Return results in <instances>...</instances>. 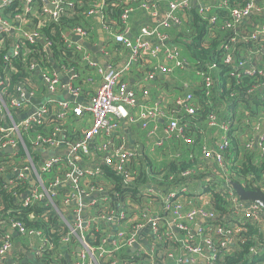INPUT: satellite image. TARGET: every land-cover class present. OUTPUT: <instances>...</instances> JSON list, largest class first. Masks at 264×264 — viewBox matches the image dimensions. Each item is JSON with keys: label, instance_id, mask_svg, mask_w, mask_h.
<instances>
[{"label": "trees", "instance_id": "trees-1", "mask_svg": "<svg viewBox=\"0 0 264 264\" xmlns=\"http://www.w3.org/2000/svg\"><path fill=\"white\" fill-rule=\"evenodd\" d=\"M68 1H72L71 6L65 4ZM143 1L150 5L154 4L153 0H104L102 22L106 21L113 31L117 29L123 32L125 25L121 21L122 13L127 7H136ZM155 1L158 3L157 0ZM223 1H226V4H221ZM98 2L100 0H62L57 8V20L50 21L42 29V32L53 40L51 55L60 67H71L75 70L77 76L74 82L78 80V86L83 83L81 76L84 72L97 67L84 61L81 51L68 47L64 43V34L72 28L82 27L87 30L88 37L91 36V27L88 25L91 18L88 11L96 7ZM246 2L247 0H200L198 3L205 4L204 8L198 4L194 6L190 2L187 7L176 11L177 17L181 20L180 24L163 27L162 30L169 36L167 46L174 45L179 51H183V53L180 52V59L187 61L189 66L175 67L170 62L168 65L173 68L170 73L157 71L156 77L150 80L154 97L151 103L164 99V103L161 104L165 113L163 117L165 122L161 123L158 119V125L165 127L168 116L176 117L188 141L184 138L172 137L166 139L161 146H157L156 140L147 135L148 129L140 127L141 134L138 137L142 139L139 142L134 137L135 141L132 144V149L137 150L138 155L134 156L122 170L118 169V161L110 165L101 162L99 173L83 174L80 177L82 186L88 182V188H103L106 194L96 199L95 206L82 211V214L87 215L91 222L87 227L78 228L76 234L71 232L65 220L73 222L72 211L80 205L76 202L72 204L62 202L66 193L71 191V187L60 185L54 190L57 195V207L45 201L25 205L22 201L15 199V193L19 192L21 195L28 190L30 187L28 179H14L9 189L4 186V175L1 173L19 165L20 162H25V158L21 153L10 158L5 155L0 156V245L7 235H11L10 239L15 246L11 255L13 258L11 264H24L23 253L36 247L41 248V255L36 256L35 264H72L67 256H70L72 260L76 259L75 248L82 244V239L95 248V251L102 248L113 249L112 244H108L111 234L109 232L112 229L109 225L104 227L99 220L103 213L122 210L125 215L124 221L128 222L132 216H138V213L144 209L146 212L150 203H163L164 206L163 197L170 193L187 194L179 188L180 184L182 187L200 183L204 192L211 194L209 209L218 215L219 222L233 221L231 201L224 184L219 182L226 179L246 189L264 186V155L259 147L246 148L243 141L245 137H241L244 131L251 129L252 124L259 122L264 116V67L262 66L264 57L261 53V49L264 48V34L248 41H232L233 37L240 35L241 32L236 34L234 27L223 26L224 22L232 20L231 10ZM35 3L42 6L43 2L36 0ZM263 3L264 0L257 1V5ZM16 7V3L8 6L4 15H11L10 18H12ZM208 7H210L209 10H207ZM211 16L216 17V22H211ZM28 17L32 21L37 20L35 15ZM250 18V21L242 24V29H246L247 32L257 30L259 25L264 24V12L252 13ZM1 38L3 37L0 36V41H2ZM6 39L0 43V58L12 44L19 40V36L14 34ZM154 41L159 43L157 40ZM116 44L117 50L122 51L123 54L127 53L128 60V49L120 42ZM25 45L32 49L31 55H35L38 60L53 70L49 56L42 50H36L38 47L41 48L39 43L32 45L25 41ZM228 57H232L233 60L227 61ZM241 60H246L247 65L256 62L263 68V73L246 74L243 68L239 67ZM157 63L155 58H140L129 66L130 70L134 71H139L137 69L141 68L139 74L144 76L146 72L154 70ZM113 66L117 67L118 64ZM35 77L36 75L27 66L16 62V71L3 87L5 98L8 99V95L16 96L18 87L25 86L28 78ZM207 77L211 78L210 85H207ZM138 83L137 81L134 87L137 96L143 98L144 90L138 86ZM38 84L39 91L46 93L45 87L39 80ZM83 86L85 87L86 83H83ZM147 90L150 98V89ZM87 91L89 92L90 89ZM187 95H191L192 98L180 103L179 98L184 100ZM142 100L140 102L138 100V103L131 108L133 115L137 116V109L144 103ZM189 108H193L194 111L190 112ZM55 109L56 104H53L51 111L54 112ZM11 110L14 111L12 108ZM2 112L0 106V115ZM211 115L215 116L214 126L209 124ZM84 116L85 114L76 116L69 113L66 119L60 120L53 115L52 119H54L48 124L31 126L22 130L23 142L30 149L33 146L32 142L39 135L49 137L56 127L64 128L67 138L80 139L86 130H83L80 124ZM223 124L228 126L227 130L221 128ZM134 132L136 134V131ZM134 132L130 134L134 136ZM119 134L120 131L117 135ZM159 136H165L163 127L159 129ZM223 136L226 139L225 143ZM254 136L255 133L248 135V141ZM122 141V139H115L117 146L122 144ZM149 142L157 147L155 151L147 145ZM204 147L220 154L223 160L222 166L210 163L211 161L203 152ZM93 156L99 159L95 152L84 157L87 161L93 159ZM39 158H41L40 154L35 158V162H38ZM68 169L69 163L62 156L53 168L42 172L46 187ZM186 172L190 174L184 175ZM85 179L86 183L83 184ZM147 185L153 186L162 194L145 190ZM189 194L195 199V196H198ZM197 201L195 203L201 204V200ZM14 220L21 221L27 229L40 231L41 237L13 233L11 223ZM244 220V231L235 236L233 251H231L232 247L230 252L221 247L213 264H264V232L260 231L254 222L249 219ZM215 223L216 221L212 220L204 224L205 234L208 233L207 229ZM124 227L121 226L120 229L125 230ZM166 230L167 227L160 229L159 236L153 241L156 249L162 252L178 250L181 242L175 241L172 237L170 239ZM64 238L67 240L64 241ZM218 240V237L214 235V241L220 248ZM18 242L24 248L22 251L16 247ZM253 248L257 250L256 254L253 253ZM106 256L110 262L117 261L120 264H141L143 261L142 257L128 252L125 247L112 250ZM157 259L162 263L169 262L165 254L157 255ZM0 264L6 263L1 260Z\"/></svg>", "mask_w": 264, "mask_h": 264}, {"label": "built area", "instance_id": "built-area-1", "mask_svg": "<svg viewBox=\"0 0 264 264\" xmlns=\"http://www.w3.org/2000/svg\"><path fill=\"white\" fill-rule=\"evenodd\" d=\"M36 0H0V36L3 37L2 43L5 38L9 39L10 35L17 34L19 40L12 44L6 51L2 58H0V106L3 111L0 115V156L5 157L16 156L19 153L25 158V162H20L19 165L13 166L8 171H1L4 175V186L11 189L13 180H26L28 179L30 187L28 190L20 195L19 192L15 193L16 200L22 201L25 205L36 204L41 201L50 203L52 206L57 207V195L54 190L60 185H69L71 191L66 193L63 198V203L72 204L78 203L80 207L75 208L72 211L73 222L65 220L70 227L71 232L76 234L78 228L87 227L91 220L87 215H83L82 211L88 207L95 206L97 204V198L101 194H106L103 188L87 187L81 185L80 177L87 174H94L100 172L101 162L108 165L118 161V169L122 170L130 160L138 155L137 150L132 149L125 144L116 145L115 139H124L123 134L117 135L120 131L122 121H126L129 125L139 121L142 128L148 129L147 135L156 140V145L161 146L166 139L177 137L188 139L183 134V127L179 125V120L176 117L168 116V121L164 127V137L159 136L158 119H164L165 113L162 109L164 99L161 98L154 103H149L147 99L148 88L147 84L151 79L156 77L157 71L164 73H170L173 68L166 62H158L155 69L146 72L140 87L144 90V103L140 106L137 112V116L130 113L129 109L134 107L138 103V96L134 85L124 78V75L130 69V64H133L140 58H155L159 59L163 56L165 61L172 62L175 67L185 68L189 66V63L183 59H180L179 49L173 46H167L169 44V36L167 33L160 29V26L145 25L141 28V33L136 38L127 36L126 33L130 32V27L127 26V21L133 11L132 7H127L121 15L122 23L127 26L124 32H120L115 35V40L123 44L128 49V63L120 68L113 65H109L105 71L99 68V72L103 75V79L97 91L92 95L90 100L84 103H70L69 101H62L57 99V96L61 91H67L73 98L77 99L84 93V88L74 84V79L77 76L75 70L71 67H60V72L65 77L67 82L59 77L57 71H53L46 66L43 62L38 60L35 55H31L32 49L28 45H25V41H28L32 45H41L36 50H42L50 59L51 49L53 47V40L42 32L50 21L57 20L58 18V6L62 0H50L55 5L53 9L48 8L44 3L38 5ZM104 0H100L96 7L88 11V15L95 16L100 15L103 19L104 14L102 6ZM259 0H247L243 5H239L231 10L232 20L224 22L223 26L228 28L234 27L236 34L241 32L240 35H235L232 41L257 39L260 35L264 34V24L259 25L257 30L247 32L246 29H242V24L246 21H250V15L252 13L264 12V3L257 5ZM190 0H182L180 2H171L170 10L165 20L161 21L160 25L167 27L171 24H180L181 20L177 17L176 11L180 8H185L190 3ZM16 3L17 7L12 18L11 15H4V12L8 6ZM68 6H71L72 1L65 2ZM221 4H226L223 1ZM203 5V4H202ZM142 7L148 8L152 13L156 12V4L149 5L148 3H142ZM150 7V8H149ZM203 8L205 7L202 6ZM210 7L207 8L209 10ZM35 15L36 21H32L28 16ZM211 22H216V17H210ZM36 24V26L34 24ZM104 27L110 33L113 32L112 28L105 21ZM69 34H78L83 38H87L88 32L82 27L72 28ZM6 39V40H7ZM158 40L159 43H156ZM64 43L72 48L82 52V58L90 65L97 67V64L93 62L90 53L82 47L80 44L70 42L69 37L66 35ZM35 50V51H36ZM261 53L264 57V48L261 49ZM232 57H228L227 61H232ZM16 62L22 63L24 66L36 75L35 78H28L25 86L18 87V93L16 96L8 95L4 93L3 87L8 83L9 77L16 71ZM239 67L243 68L244 72L248 75H255L256 73H263V68L258 66L255 62L247 65L246 60L239 62ZM38 80L45 87L46 93H48L47 99L40 102L36 100L37 92L40 89ZM207 85L211 84V78L207 77ZM191 95H187L186 98H179V102L190 100ZM35 100V102H34ZM162 103V104H161ZM53 104H56L54 112L51 111ZM14 109L13 110H11ZM190 112H193V108H189ZM69 113H73L76 116H83L84 114H90L93 116V122L89 128L84 131L82 138L70 139L66 137L65 129L62 127H56L54 132L49 137H43L39 135L33 142L32 147L29 149L23 142L22 130L31 126H39L48 124L51 122L53 115L64 120ZM264 120V116L261 117ZM151 124V127L149 125ZM209 124L215 125V116L211 115ZM253 133H257L256 139L252 138L248 141L246 133H242L241 137L244 138V146L246 148L259 147L264 155V128L259 125V122H254ZM223 130H227V125H222ZM129 137V134H128ZM224 143L226 142L225 137ZM253 140H256L254 142ZM11 149V151H8ZM52 149L62 150L60 154L52 156L50 159L39 158L38 162H35V158L39 154L40 150ZM65 152V153H63ZM91 152H95L96 157L101 155L102 152H107L103 161L102 157L96 159L93 156L90 164L84 168L80 167L79 159H84L86 155H90ZM203 152L205 157L210 160H215L222 166L223 160L220 154L214 153L212 150L204 147ZM8 155V156H6ZM62 156L66 158L69 163V169L66 170L62 176H57L46 187L45 180L43 178V171H47L58 163ZM41 157V155H40ZM98 163L94 165L93 163ZM190 172H186L184 175H189ZM86 183V179L83 184ZM224 188L228 193V198L231 201L233 208V221L226 223L219 222L218 215L206 207L205 204H198L185 208L184 204L178 199L175 193H170L168 196H164V208L168 210L172 215L173 226L179 230L186 232V239L184 241L178 240L184 246L187 251L186 255H178L176 250H169L166 252L158 251L154 242H151L148 247H143L139 244L136 249V254L143 258L141 264H195L196 257L198 255H205L208 263L214 262L217 259L218 253L221 251V247L230 252V248L234 244L235 236L244 231L243 224L244 219H249L254 222L258 229L264 232V216L263 209L255 202H244L239 199L230 181L224 180ZM264 190V186L261 187ZM181 190L183 192L188 191V185H183ZM153 192V191H151ZM95 193L100 196L93 197ZM87 198V201L85 199ZM148 213V212H146ZM149 214V213H148ZM125 215L122 210L111 211L109 213H103L100 216V221L104 225H110L109 223H115L121 227L124 223ZM147 222L153 224L154 231L157 237L159 236V226L156 224V218L145 214ZM195 219H203L208 221H216L213 226H210L205 234L204 225L198 226L193 231L189 227L188 221ZM86 223L85 226L83 224ZM143 226V223L129 224L125 230L118 229L116 233V239L113 243V250H118L122 247L130 248L138 243V232ZM13 233L26 234L32 237H41V232L34 229H27L21 221L14 220L11 223ZM214 235L218 237L220 242V248L214 241ZM197 237H200L197 240ZM11 235H7L6 239L0 245V261L7 257L15 248L11 241ZM64 241L67 238L63 239ZM264 245V244H263ZM82 251L78 252L79 259L74 264H120L117 261L110 262L106 256L112 249H100L95 251L84 239H82ZM98 251V252H97ZM256 254L257 250L252 249ZM97 252V254H96ZM36 255H41V248H35ZM165 254L167 259L171 262L162 263L157 259V255L161 256ZM89 255V256H87ZM89 257V261L86 259ZM15 264V263H14Z\"/></svg>", "mask_w": 264, "mask_h": 264}, {"label": "crops", "instance_id": "crops-1", "mask_svg": "<svg viewBox=\"0 0 264 264\" xmlns=\"http://www.w3.org/2000/svg\"><path fill=\"white\" fill-rule=\"evenodd\" d=\"M130 1V0H128ZM147 1V0H146ZM158 3H156L155 0H153L154 5L156 3V12L155 14L152 13L148 8L142 7V3H146V2H141L138 6L136 7H132L133 11L131 12V15L127 21V26L130 27V32L126 33L127 36L132 37V38H136L137 36H139V34L141 33V28L145 25H150V26H160V29H163V26L160 25L161 21L165 20L169 10H170V3L171 2H180L182 0H157ZM191 3L195 6V5H202L200 3H198L200 0H190ZM104 4V1H102ZM150 5V4H149ZM202 7V6H201ZM150 8V7H149ZM90 16V15H89ZM91 19H89V24L91 27V36H87V38H83L78 34H69V33H65L64 34V40H65V36L67 35L70 39V42L72 43H77L80 44L82 47H84L89 53L90 56L93 60V62H95L97 64V68L95 69H90L88 71L84 72V75L81 76V79H83V83H86V86H83V83H81L80 85L84 88H87L86 90L84 89V93L77 99L73 98L67 91H61L59 93V95L57 96V99L62 100V101H69L70 103H84L87 100H90V98L92 97V95L97 91V88L99 87V85L102 82L103 79V75L99 72V68L103 69L105 71V69H107V67L109 65H114V64H118L117 68L123 67L128 63L126 54L119 50L116 49V40H115V35H117L118 33H120V31H118L117 29L115 31H113L112 33L108 32L106 30V28L104 27V22H102L101 16L100 15H95V16H90ZM110 26V25H109ZM125 26V27H127ZM165 29V28H164ZM163 31V30H162ZM124 32V31H123ZM155 40V39H154ZM158 41V40H157ZM120 52V53H119ZM183 51H179V53ZM182 55V54H181ZM50 61L52 62V66H53V71H57L59 74L62 75V73L60 72V66L59 63L56 62V60L54 59L53 56H50ZM158 62L162 63V62H166L167 64H169L170 62L165 61L163 56H161L158 60ZM256 63V62H255ZM257 64V63H256ZM262 66L264 67V64H262ZM137 70L141 71V68H138ZM134 70H130L127 71L124 75V78L126 80H128L132 85H134L137 81L138 86H140L141 81L143 80L144 76L142 74H139V71H134ZM64 77V76H63ZM65 78V77H64ZM78 80H76L74 82V84L77 83ZM64 82V81H63ZM141 88V87H140ZM147 88L150 89V92H153V85L148 83L147 84ZM90 89V91L88 92L87 90ZM150 94V98H148V102L151 103L154 101V97L153 94ZM48 93H45L43 91H39L38 95L36 97L37 101H44L45 99H47L46 97H48L47 95ZM144 98V97H143ZM141 96L138 97L139 102L143 99ZM150 99V101H149ZM144 101V100H142ZM35 102V100H34ZM140 108L137 109V111ZM130 113H132L131 108L129 109ZM165 120V119H164ZM161 123V120H159ZM168 121V119H167ZM93 122V116L90 114H85V116L83 117V121H81V125H82V129H87L91 126ZM150 127L151 124L149 123ZM259 125L262 126V128H264V120L261 119L259 121ZM141 125L139 124V122H135L134 124H128L126 121H122L121 122V126L119 128L120 133L124 135V139H123V144H125L126 146L132 148V144L135 141V138H137V141H141V137H138L139 134H141ZM160 127V126H159ZM164 128V126H161L160 128ZM136 128V129H135ZM159 128V129H160ZM253 128H254V124H252V128L249 129L248 131L250 132L248 135L254 134L253 133ZM140 129V130H139ZM145 129V128H143ZM133 130V131H132ZM136 131V134L135 132ZM247 131V132H248ZM131 132H134V136L133 134H130ZM243 133H246V131H244ZM129 134V137H128ZM143 134V133H142ZM247 135V136H248ZM258 136L257 133H255V136L253 137L254 139H256ZM254 142H256V140H253ZM147 145L150 146V149L155 151L157 149L156 146H153V144L151 142L147 143ZM62 150L58 151V150H52V149H44V150H40L39 154L41 155L42 159H50L52 158V156L58 155ZM152 151V152H153ZM65 153V152H63ZM107 152H102L101 155H98V157H102L101 161H103V159L105 158ZM92 159L90 160H85V158L79 159V165L80 167L84 168L85 166L89 165ZM94 160V159H93ZM211 164H214L216 166H219L218 163L215 160H210ZM95 166L98 165V163H93ZM224 181H220L219 183L222 184ZM181 184H180V187ZM145 190L148 191H153V192H159L156 191L155 188L153 186H146L144 188ZM226 189V188H225ZM189 191V192H188ZM188 191L186 192L187 194H179L177 195L178 199L185 205V208H189L191 206H196L198 205L197 203H195V201L197 200H201L200 202L202 204H205L206 207L208 206V208L211 207V194L209 192H204L203 188H201V184L200 183H195V184H190L188 186ZM189 193H193L195 195L196 199L194 198V196H191V194ZM159 194H162L159 192ZM101 195H105L101 194ZM94 197V195H93ZM85 201H87V198L85 199ZM198 202V201H197ZM144 211H141L140 213H138L137 215L132 216L128 222L124 221V224L121 226H125L124 228H126L127 226H129V224H135L137 222H142L143 226L140 228L139 232H138V243L143 246V247H148V245L153 242L156 238V232L154 231L153 228V224L150 222H147L146 217H144L145 214L152 216V218H156V224L159 226L160 229H162L163 227L166 228V233L169 234V237L171 239V237L175 240H182L184 241L186 239V232H183L179 229H177L176 227L173 226V219H172V215L171 213L166 210L163 206V203H150L148 208L146 209V212L148 213H143ZM141 217V219H140ZM207 221L203 220V219H195L192 221H188V225L190 228H192L193 231H195L198 226L204 225ZM110 227H111V231L109 233H111L109 235V243L108 244H112V247L114 248V241L117 238L115 235L118 231V229H120L121 227H119V225L115 224V223H109ZM102 225L104 227H107L106 225H104L102 223ZM200 237H197V240H199ZM81 246V245H77ZM17 249L19 250H23V246L18 242V244L16 245ZM76 247V248H77ZM75 248L76 252L74 257L76 258L75 260H72L70 256H67V259L74 264L76 261H78L79 256H78V251ZM179 249H175L178 255H186L187 251L185 250L184 246L181 244V246L178 247ZM128 252L136 254V249L132 250L133 247L130 248H126ZM113 250V249H112ZM231 251H233V246L231 248ZM81 252V251H80ZM12 252H10L8 254L7 257L3 258L2 260L6 263V264H11L12 263ZM23 262L24 264H35L37 262L36 259V253H35V248L30 249L29 251H25L23 253ZM89 256V255H87ZM87 261H89V257L86 259ZM169 262H171L169 260ZM188 264V263H187ZM195 264H212V263H208L207 258L205 255H198L196 257V263Z\"/></svg>", "mask_w": 264, "mask_h": 264}, {"label": "water", "instance_id": "water-1", "mask_svg": "<svg viewBox=\"0 0 264 264\" xmlns=\"http://www.w3.org/2000/svg\"><path fill=\"white\" fill-rule=\"evenodd\" d=\"M42 1L48 8L53 9L55 7V5L53 3H51L50 0H40ZM204 6V4L202 5ZM59 77L64 81L67 82V80L63 77V75L59 74ZM162 122H164V119H160ZM8 151H11V149H9ZM232 187L234 188L236 194L239 196V199L241 201L244 202H255L258 205H260L263 209V216H264V190L259 187V186H255L252 189H246L245 187H243L242 185L238 184V183H234L231 182ZM100 196L98 193L94 194V197H98ZM86 223L83 224V226H85ZM139 247V243H136L133 246L132 250H135ZM77 251L80 252L82 251V247L78 246Z\"/></svg>", "mask_w": 264, "mask_h": 264}, {"label": "rangeland", "instance_id": "rangeland-1", "mask_svg": "<svg viewBox=\"0 0 264 264\" xmlns=\"http://www.w3.org/2000/svg\"><path fill=\"white\" fill-rule=\"evenodd\" d=\"M182 99V98H181Z\"/></svg>", "mask_w": 264, "mask_h": 264}]
</instances>
